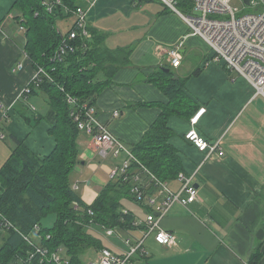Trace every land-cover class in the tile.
I'll list each match as a JSON object with an SVG mask.
<instances>
[{
    "label": "crops",
    "instance_id": "obj_1",
    "mask_svg": "<svg viewBox=\"0 0 264 264\" xmlns=\"http://www.w3.org/2000/svg\"><path fill=\"white\" fill-rule=\"evenodd\" d=\"M14 2L0 0V117L9 112L1 126L5 124L10 134L44 157L56 141L47 120L35 121L36 113L45 114L46 101L31 103L29 97H19L35 71L23 54L25 33L14 18ZM70 20L72 27L74 19ZM88 21L109 49L130 50L131 64L118 68L94 104L99 119L128 146L142 138L161 112L159 106L145 102L169 101L147 78L157 68L170 66L168 49L177 44H181L183 60L173 71L185 80V91L196 104L188 116H171L169 126L174 131L170 143L181 157L183 172L194 175L200 199L187 206L175 203L169 209L160 224L173 233V243L152 240L140 264H249L256 252L262 253L256 264H264V95L256 94L252 84L224 62L213 60L208 44L191 33L178 12L159 0H95ZM20 61L25 67L14 71ZM202 108L195 128L210 141H222L225 154L221 157L206 159L185 137ZM115 111L120 114L116 116ZM6 138L0 137V168L16 145L12 136L11 143ZM80 146L83 162L74 170L76 184L81 186L83 200L92 204L115 166L99 155L86 134ZM168 184L174 191L182 186L178 178ZM120 230L123 236H142L141 228ZM92 232L117 253L128 249L107 229ZM94 252L85 264L100 250Z\"/></svg>",
    "mask_w": 264,
    "mask_h": 264
},
{
    "label": "trees",
    "instance_id": "obj_2",
    "mask_svg": "<svg viewBox=\"0 0 264 264\" xmlns=\"http://www.w3.org/2000/svg\"><path fill=\"white\" fill-rule=\"evenodd\" d=\"M45 1L54 3L57 0H15L12 11L19 26L25 28L22 43L32 59V66L44 65L50 71L56 67L51 71L54 81L44 78L31 90V94L42 92L46 95L45 114L42 111L36 113L35 121L47 120L56 145L48 155L39 157L23 140L11 134L16 145L0 168V212L25 234H30L38 224L42 245L51 250L63 248L69 264H85L83 254L91 248L101 250L106 247L92 230L87 229L88 226L103 230L136 229L138 226H134L133 221L138 215L123 204L125 198L145 207L147 213L151 208L131 193L133 179L124 180L123 176L110 178L92 204L83 200L81 192L73 186L71 174L83 162L80 139L83 134H88L79 129L71 116L66 93L78 98L82 104L94 105L103 89L112 83L118 68L131 64L130 50L109 49L102 37L89 27L91 38L76 40L79 48L75 52L67 53L62 61L50 62L62 39L57 21L72 15L65 12L64 6L75 9L88 0H61L62 4L55 5L52 12ZM166 67L170 70L159 67L147 79L159 87L169 101L145 102L147 106H159L161 112L142 138L129 147L145 166L161 180L169 182L183 172L181 157L170 143L174 131L169 126V119L173 115L188 116L196 104L185 91V80L176 75L172 66ZM3 133L6 137V131ZM140 171L141 166L134 163L128 174L131 176ZM151 183L149 192L156 188ZM50 214L55 215L54 222L43 225ZM30 249L19 232L5 230L0 243V264H20L21 259L28 258ZM261 256L262 253L256 252L249 264H256ZM32 264L54 263L40 262L36 257Z\"/></svg>",
    "mask_w": 264,
    "mask_h": 264
},
{
    "label": "built area",
    "instance_id": "obj_3",
    "mask_svg": "<svg viewBox=\"0 0 264 264\" xmlns=\"http://www.w3.org/2000/svg\"><path fill=\"white\" fill-rule=\"evenodd\" d=\"M165 6L178 12L187 25L191 33L200 36L213 52V60L224 62V64L239 75L246 78L254 87L256 94L264 95V0H251L250 6L255 8L252 13L238 15V8L231 5L232 0H159ZM95 0H88L87 3L70 9L64 6L65 12L71 13L74 17L72 27L62 32V39L55 54L50 58V62L62 61L69 52H75L79 45L75 43L78 39H89L92 34L89 29L88 13L94 5ZM183 3V11L180 4ZM47 9L52 12L55 5L62 4L61 0L56 2L45 1ZM21 32L25 30L20 26ZM26 60L32 61L30 55L23 49ZM170 66L177 68L183 60L181 44H177L168 49ZM25 67V62L20 61L13 69L21 70ZM53 66L51 71H55ZM49 67L37 64L31 82L21 91L19 97L29 96L32 86H39L45 78L54 81ZM66 100L71 106V116L77 123L79 129L85 131L97 152L104 158L111 156L118 164L111 172L110 178L123 176L124 180L129 177L134 184L131 193L135 198L149 206L150 212L145 219L136 216L133 221L134 226L142 229V236L138 238L126 237L124 239L128 249L124 253H117L109 247L100 250L98 257L89 264H140L143 257L147 255L146 240L150 236L163 245H171L174 241L172 232L161 226L162 218L175 204L189 205L200 199L199 190L195 185L194 175L180 172L178 179L182 186L180 190L174 191L169 187L167 181L161 180L154 172L145 166L134 154L132 149L119 137H117L98 117L94 105L81 103L78 98L70 93H66ZM202 108L193 118L192 128L186 132V139L195 145L208 159L213 156H223L225 151L222 141H209L199 134L195 128L198 115L204 112ZM119 111H115L118 116ZM6 111L0 117L1 123L8 117ZM0 137L5 138V134L0 130ZM134 163L141 166V171L131 176L128 172ZM152 182V183H151ZM154 184L155 191L149 192V184ZM1 186V182H0ZM78 184L74 187L78 189ZM124 213H128L123 209ZM93 213V212H91ZM159 213V215H157ZM16 230L23 239L30 245L28 258L22 259L27 264H32L33 259L38 257L40 262H51L54 264H69V258L65 255L63 248L51 250L42 244H36L30 234H25L13 224L2 212H0V230ZM34 231L40 233L41 227L37 224ZM120 227L108 228L109 236L118 235ZM47 238H50L48 235Z\"/></svg>",
    "mask_w": 264,
    "mask_h": 264
},
{
    "label": "rangeland",
    "instance_id": "obj_4",
    "mask_svg": "<svg viewBox=\"0 0 264 264\" xmlns=\"http://www.w3.org/2000/svg\"><path fill=\"white\" fill-rule=\"evenodd\" d=\"M182 1H184V0H182ZM88 2V1H87ZM86 2V3H87ZM231 5L233 6V7H235V8H238V15H241V14H245V13H252V12H254L255 11V8L253 7V6H250V5H247V4H245V2H244V0H232L231 1ZM256 12V11H255ZM74 19V17H68V18H65V19H58V21H57V24H58V28H60V30L62 31V32H66V31H68L69 30V28H71V20L70 19ZM87 18H88V16H87ZM57 28V29H58ZM191 61H194V60H196V58L195 57H191V58H189ZM34 71H35V67H34ZM26 97V96H25ZM24 97V98H25ZM27 97H29V101L31 102V103H33V102H38L39 101V103L41 102V101H43V100H45L46 99V95L44 94V93H42V92H40L39 94H29V96H27ZM37 107H38V105H37ZM43 107L46 109V107H47V105H46V102H45V106L43 105ZM35 109H36V107H34ZM8 118V117H7ZM6 118V119H7ZM2 124V123H1ZM6 126H5V124H3L2 126H1V128H2V131L3 132H5L6 131V134H7V138H6V140H5V142H12V139H11V134L9 133V131H7L6 130V128H5ZM100 155V154H99ZM101 156V155H100ZM102 157V156H101ZM103 159H105V161L108 163V164H110V165H114L115 167H116V165L118 164V161H115V160H113L112 159V157L111 156H108V157H106V158H104V157H102ZM112 163V164H111ZM71 179H72V182H73V186L76 184V183H78V182H76L77 181V177H76V174H75V172H73L72 174H71ZM79 188H81V186H78V189ZM82 194V193H81ZM123 204L125 205V206H127V208H131V209H133V207H135V209H134V211L135 210H137V211H135V213L138 215V217H140L141 219H145L146 217H147V212L146 211H144L145 209V207L143 208L142 207V205H140L139 203H136L135 201H133V200H130L129 198H125V199H123ZM54 220H55V215H53V214H50V215H48V217L46 218V219H44V221H43V225H46V226H49V225H51L53 222H54ZM87 229H90V230H96L97 231V228H95V226H88L87 227ZM0 232H1V230H0ZM122 232H121V230H119V233H118V235H115V236H113L114 238L115 237H119L118 238V241H122V243H124L125 244V241H124V239L127 237V236H129V237H131V238H133L134 239V236L131 234H128L127 233V236H123L122 234H121ZM135 235V234H134ZM31 236H32V238H33V240H34V242L36 243V244H41V241H42V238H41V236L38 234V232L37 231H32L31 232ZM109 239H113V238H109ZM1 240H2V236L0 237V243H1ZM152 240H155L154 239V236H150V237H148L147 238V240H146V246L148 245L149 247H150V242L152 241ZM126 245V244H125ZM93 253H95L94 252V248H91V251H87L85 254H83V256H82V259H83V261L84 262H86L85 260L89 257V256H92L93 255ZM149 253L151 254V250H149ZM98 257V256H97ZM97 257H95L93 260H92V262L97 258ZM141 263V262H140ZM20 264H27V263H25L22 259H21V261H20Z\"/></svg>",
    "mask_w": 264,
    "mask_h": 264
},
{
    "label": "water",
    "instance_id": "obj_5",
    "mask_svg": "<svg viewBox=\"0 0 264 264\" xmlns=\"http://www.w3.org/2000/svg\"><path fill=\"white\" fill-rule=\"evenodd\" d=\"M245 4L249 5L251 0H244ZM162 69L165 70V71H169L170 68L169 67H166V66H162ZM197 187V185H196ZM157 215H159V213H157Z\"/></svg>",
    "mask_w": 264,
    "mask_h": 264
},
{
    "label": "bare ground",
    "instance_id": "obj_6",
    "mask_svg": "<svg viewBox=\"0 0 264 264\" xmlns=\"http://www.w3.org/2000/svg\"><path fill=\"white\" fill-rule=\"evenodd\" d=\"M210 141V140H209Z\"/></svg>",
    "mask_w": 264,
    "mask_h": 264
}]
</instances>
